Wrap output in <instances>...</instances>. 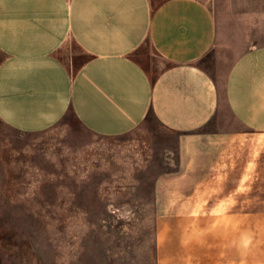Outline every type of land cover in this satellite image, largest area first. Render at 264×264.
<instances>
[{
    "label": "crops",
    "instance_id": "1",
    "mask_svg": "<svg viewBox=\"0 0 264 264\" xmlns=\"http://www.w3.org/2000/svg\"><path fill=\"white\" fill-rule=\"evenodd\" d=\"M218 30L204 0H0V121L38 134L73 114L108 138L152 116L180 136L179 171L163 180L189 183L164 196L218 200H170L167 213L210 212L222 264H264V46L226 67ZM73 44L74 69L60 55ZM223 105L244 129L207 133Z\"/></svg>",
    "mask_w": 264,
    "mask_h": 264
},
{
    "label": "rangeland",
    "instance_id": "2",
    "mask_svg": "<svg viewBox=\"0 0 264 264\" xmlns=\"http://www.w3.org/2000/svg\"><path fill=\"white\" fill-rule=\"evenodd\" d=\"M204 1L217 14V57L226 67L264 46V0ZM76 47L60 52L72 69L84 60ZM149 50L137 52L146 66ZM214 56L205 60L210 69ZM243 129L223 105L204 131ZM179 138L152 116L108 138L73 114L38 134L0 121V264H222L220 228L205 227L210 212L167 213L177 201H218L164 196L172 185L189 184L163 180L179 171Z\"/></svg>",
    "mask_w": 264,
    "mask_h": 264
}]
</instances>
